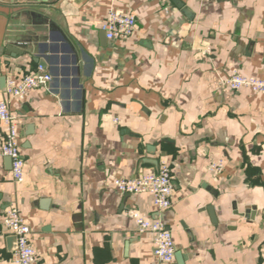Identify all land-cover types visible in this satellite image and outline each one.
Returning a JSON list of instances; mask_svg holds the SVG:
<instances>
[{
    "label": "crops",
    "instance_id": "1",
    "mask_svg": "<svg viewBox=\"0 0 264 264\" xmlns=\"http://www.w3.org/2000/svg\"><path fill=\"white\" fill-rule=\"evenodd\" d=\"M110 10L135 15L130 38L105 37ZM39 68L48 87L11 103L23 182L0 155V264H17L10 205L31 264H165L127 214L157 217L152 195L111 183L160 160L173 264H264V94L224 85L233 72L264 79V0H0V98L5 77Z\"/></svg>",
    "mask_w": 264,
    "mask_h": 264
},
{
    "label": "built area",
    "instance_id": "2",
    "mask_svg": "<svg viewBox=\"0 0 264 264\" xmlns=\"http://www.w3.org/2000/svg\"><path fill=\"white\" fill-rule=\"evenodd\" d=\"M101 28L109 40L130 38L136 29V17L132 12L108 11ZM52 76L49 72L39 68L36 71L21 76H8L2 84L3 97L0 98V124L3 134L0 142V155L10 160V174L15 183L24 180L25 160L19 146V131L16 116L11 111L12 102H22L29 90L47 88ZM224 85L233 91L243 88L253 93L264 94V79L247 77L233 72L225 79ZM223 162L217 160L209 166V170L218 174L222 171ZM112 186L120 192L130 194L149 193L153 198V205L158 214L152 218L137 210H129L140 232L152 235L153 255L162 263L173 264L176 250L171 232L162 220V213L173 203L174 182L171 168L165 160L158 162L153 172L142 173L133 178L113 177ZM2 223L14 238L12 259L17 264H31L36 259V250L31 242V230L20 210L10 205L4 209Z\"/></svg>",
    "mask_w": 264,
    "mask_h": 264
},
{
    "label": "water",
    "instance_id": "3",
    "mask_svg": "<svg viewBox=\"0 0 264 264\" xmlns=\"http://www.w3.org/2000/svg\"><path fill=\"white\" fill-rule=\"evenodd\" d=\"M12 238V241L14 242V238L13 237H11ZM14 245H15V243H14ZM14 245H13V249H14ZM175 256H176V254H175Z\"/></svg>",
    "mask_w": 264,
    "mask_h": 264
}]
</instances>
